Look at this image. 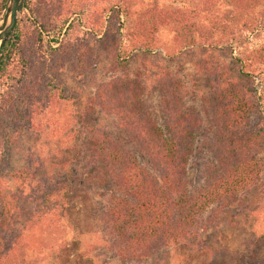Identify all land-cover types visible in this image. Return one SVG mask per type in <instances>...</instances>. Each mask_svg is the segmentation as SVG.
I'll list each match as a JSON object with an SVG mask.
<instances>
[{
	"label": "trees",
	"instance_id": "16d2710c",
	"mask_svg": "<svg viewBox=\"0 0 264 264\" xmlns=\"http://www.w3.org/2000/svg\"><path fill=\"white\" fill-rule=\"evenodd\" d=\"M219 1L231 9L226 15L230 22H242L248 52L242 55L235 48L231 50L239 69L236 78L226 79L213 64H197V69L210 78V96L204 100L209 107L206 123L200 111L185 103L180 80L168 71L160 72L154 82L159 99L157 115L144 100V81L115 77L95 84L87 116L100 112L115 120L116 130H106L85 120L73 134V160L34 155L29 169L12 168L7 172L12 178L28 181L32 170H43L39 180L24 183L26 188L19 186L14 193L0 191V264H28L27 250L34 245L35 238L60 219L59 202L66 207L72 199L69 166L75 160L80 161L86 181L106 188V203L100 214L105 241L114 257L124 263H142L162 250L196 242L200 230L206 229V214L209 219L215 217L220 210L240 203L243 194L262 185L264 126L253 127L251 117L264 112V71L255 74L263 77L259 92L254 89L251 71L254 65L264 64V11L258 13L257 20L253 15L263 0L201 3L211 10ZM5 2L0 0V13ZM80 5L72 0H25L21 16L0 49V111L8 103L2 93L5 84L25 76L27 41L45 43L51 53L67 51L64 44L72 32L82 27L81 19L88 6ZM130 7L124 1L110 14L119 31H123L122 38L126 37L129 43H144L149 51L159 28L173 25L174 46L194 45L193 35L199 28L189 20L194 11L148 8L132 24ZM25 11L31 17L27 18ZM213 21L217 27L221 23ZM27 22L31 23V34L26 33ZM243 39L239 36L238 43ZM84 51L83 45L75 49L80 55L77 62L85 61ZM16 59L25 65L16 68ZM11 110L10 118L16 119L19 112L14 107ZM32 114L30 111L28 129L32 127ZM205 125L209 129L205 141L209 157L203 166L202 184L192 190L187 180L188 164ZM9 126L15 130L14 135L22 129L14 127L13 121ZM5 127L0 123V133ZM126 144L134 145L146 157L150 169ZM53 167L59 176L56 177ZM64 170L66 173L61 174ZM29 202L31 211L25 209Z\"/></svg>",
	"mask_w": 264,
	"mask_h": 264
},
{
	"label": "rangeland",
	"instance_id": "374dc122",
	"mask_svg": "<svg viewBox=\"0 0 264 264\" xmlns=\"http://www.w3.org/2000/svg\"><path fill=\"white\" fill-rule=\"evenodd\" d=\"M72 1L81 4V7L88 6L81 19L82 27L72 32L64 44L65 50H68L51 53L45 43L27 41L25 76L18 82L8 81L2 87L8 103L0 111V123L7 125L1 132L3 134L0 133V191L14 193L19 186L26 188L32 179L37 181L41 178L42 168L32 170L28 181L7 175L12 168L17 171L29 169L34 155L36 158L48 155L73 160V134L81 129L85 120L106 130H116L115 120L100 112L87 116L95 84L115 77L140 79L147 87L144 100L152 113L157 115L159 99L154 82L160 72L168 71L180 80L185 103L200 111L206 123L209 107L204 100L207 101L210 96V78L197 69V64L200 61L213 64L221 69L226 79L236 78L239 69L231 50L235 48L242 55L248 52L247 41L243 39L246 35L241 32L244 29L242 22L234 25L229 21L226 15L231 9L222 1L211 10L204 7L201 0ZM124 1L131 5L132 24L148 8L194 11L189 19L199 27L193 35L194 45L174 46L173 25L159 28L149 51L144 43H129L126 37L122 38L123 31H119L117 22L110 18L112 10ZM76 10L79 17V10ZM263 11L264 0L254 12V19H259L258 13ZM24 13L27 18L31 17L28 11ZM119 20L120 23L124 21L121 14ZM213 20L220 21V25L217 27ZM31 28V23L27 22L26 33L31 34ZM248 30L251 31L250 28ZM239 36L243 42L238 43ZM81 45L85 50V61L77 62L80 55L75 49ZM23 65L17 62L16 68L20 69ZM259 71H264V64L252 67L253 85L257 92L263 85V77L255 75ZM11 107L19 112L16 119L9 116L8 111H13ZM30 111L33 112V120L32 127L28 129ZM12 121L14 127L22 128L17 135H14L12 127H8ZM251 123L253 127L263 128L264 112L260 115L255 113ZM208 136L209 129L205 125L197 136L188 164L187 180L192 190L203 181L202 170L209 157L205 147ZM126 145L150 169L146 157L134 145ZM49 166L47 163L46 167ZM69 169V194L72 199L66 205L68 209L59 202L57 214L60 219L53 228L44 230L35 238L34 245L27 250L28 264H264V167L261 186L243 194L240 203L220 210L215 217L209 219L208 214L205 215L206 229L200 230L202 232L196 242L162 250L142 263H124L114 257L106 245L100 220L106 203V188L84 179L79 160L72 162ZM52 171L55 175L58 172L55 167ZM65 173V170L61 171V174ZM31 206L30 202L26 203L25 209L31 211Z\"/></svg>",
	"mask_w": 264,
	"mask_h": 264
},
{
	"label": "water",
	"instance_id": "95a60500",
	"mask_svg": "<svg viewBox=\"0 0 264 264\" xmlns=\"http://www.w3.org/2000/svg\"><path fill=\"white\" fill-rule=\"evenodd\" d=\"M25 0H6L0 15V49L13 31Z\"/></svg>",
	"mask_w": 264,
	"mask_h": 264
}]
</instances>
